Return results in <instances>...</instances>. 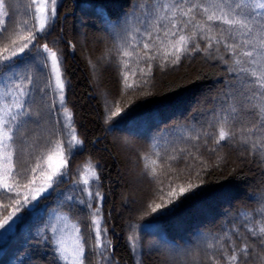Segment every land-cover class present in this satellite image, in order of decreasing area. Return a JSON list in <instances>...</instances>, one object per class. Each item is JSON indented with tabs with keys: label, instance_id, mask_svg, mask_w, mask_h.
Segmentation results:
<instances>
[{
	"label": "trees",
	"instance_id": "16d2710c",
	"mask_svg": "<svg viewBox=\"0 0 264 264\" xmlns=\"http://www.w3.org/2000/svg\"><path fill=\"white\" fill-rule=\"evenodd\" d=\"M9 2L12 19L6 20L5 24L11 23V27L7 34L9 38L0 39V58L10 55L14 47L11 40H18V35H27L24 21H29V25L32 23L31 0ZM129 4L130 0H59L54 29L46 39L37 41L39 45L47 43L49 47H53L52 41H57L55 47L63 51V71L67 81L65 103L72 113L77 138L83 142L82 150H77L71 157L65 147L69 175L58 191H66L77 182L84 186L80 174L89 163L95 166L99 191L104 199L99 203L93 201L92 209L77 206L73 212H79L83 217L100 208L102 228L107 229L110 253L116 264H137L138 261L156 264L153 257L156 251V255L169 261H179L177 264H226L220 245L227 248L229 240L238 247L249 244L248 264H264V247L259 244L264 234L253 236L243 227L245 224L255 225L257 230L264 227V223L257 220V216L264 215L260 213L261 206L250 199L264 193V148L258 147L253 154L242 143L239 132L237 139L216 145L213 136L218 138L219 126L210 127L207 116L214 107L212 101L226 91L223 82H232L227 71L229 65L219 59L207 58L203 52L182 57L178 65L160 67L157 60L153 61L146 86L127 88L122 76L123 49L117 47L118 41L111 26L104 23L102 14L118 25L121 15L129 10ZM77 9L79 19L83 12L87 13L83 14L86 20L81 22V34L75 32L73 25H77L73 20ZM116 31H119L118 27ZM79 37L86 39L83 48L78 45ZM5 47L10 50L8 53L4 52ZM19 55L27 63L19 65L18 70L24 73L31 67L35 75V62ZM135 81L136 77L130 75L128 82ZM3 88L4 81L0 77V91ZM193 101L195 105L187 107ZM252 104L259 106V101L253 100ZM39 106L37 96L34 108L38 110ZM117 109L119 114L113 116ZM240 120L243 127L251 118L242 115ZM55 127L48 119H39L38 123L28 126L27 144L30 147L20 163L27 168L34 167L36 157H46L49 141L64 142L63 134H54ZM115 128L131 129L134 138H127L133 143L138 142L141 148L128 149L127 158H124L107 133ZM194 131L211 135H201L199 140H193L190 136ZM256 137L257 142L264 145V132H257ZM173 156L177 158L171 159ZM153 160L155 164L151 163ZM134 171L145 181V189L137 192V203H131L127 194ZM34 175L38 185L42 179L39 170ZM8 183L14 188L19 185L21 198L28 192L24 187L27 180L17 178L14 182L9 179ZM189 183L196 187L174 200V210L166 215L160 214L166 209H158L157 213L151 211L156 204L165 203L172 188L178 190V186ZM92 184L93 179H89V185L84 187ZM15 196V191L0 189V220L6 214L5 207L11 211L12 201L8 197ZM242 211L250 215L245 218L240 215ZM55 214H67L62 200L55 194L44 200L37 212H23L22 220L0 240V264H52L53 244L47 237L52 236L50 226ZM88 219L90 222V215ZM180 220L186 224L176 226ZM69 221L76 223L71 217ZM38 228L44 237L39 242L34 238ZM216 237L221 238L219 243ZM130 238L138 240L142 255L132 251ZM151 242H157L155 245L160 248L156 247V251L148 248ZM209 243L214 247L208 248ZM227 253L231 255L230 248ZM56 264L62 262L57 260Z\"/></svg>",
	"mask_w": 264,
	"mask_h": 264
},
{
	"label": "snow or ice",
	"instance_id": "6c2138e0",
	"mask_svg": "<svg viewBox=\"0 0 264 264\" xmlns=\"http://www.w3.org/2000/svg\"><path fill=\"white\" fill-rule=\"evenodd\" d=\"M58 3L59 0H31L32 23L29 25V21H24L27 35H18L19 43L17 39L11 40L14 46L11 51L4 48V52L10 51V55L0 58V77L4 81L3 91H0V189L16 192L15 197H8L12 201L11 211L5 207L6 214L0 220V234L11 232L13 225L22 220L23 212H37L43 201L55 194L62 200L67 214L55 217L57 221H65L59 235L57 226H50L53 235L47 239L53 244L52 264H56L57 260L62 264H93V258L95 264H116L110 253L107 229L102 228L100 208L83 217L79 212H73L77 206L92 209L93 201L99 203L104 199L99 191L95 166L91 163L88 166L92 186L84 187L89 185L86 178L83 180L84 186L77 182L66 191H58L69 175L65 147L68 157H71L77 150H82L83 143L77 138L72 113L65 103L67 81L63 71V51L55 47L57 41H52L53 47L47 43L41 46L37 42L46 39L54 29ZM102 18L106 25L111 26L118 41L117 47L123 49L122 76L127 88L146 86L151 77L153 61L157 60L160 67L165 64L178 65L182 57L203 52L207 58L219 59L229 65L227 71L232 82H223L226 91L212 101L214 107L207 113L209 126H219L218 138L213 136V139L219 146L223 141L237 139L239 132L242 143L253 154L258 147L264 148L256 137L257 132H264V0H144L143 3L141 0H130L129 10L121 15L118 25L103 14ZM11 19L9 0H0V39L9 38L7 34L11 23L6 25L5 22ZM117 27L119 31H116ZM19 54L35 62V75L31 67L24 73L18 70L19 65L27 63ZM130 75L136 77L135 83L128 82ZM37 96L40 100L38 110L34 108ZM253 100H258L259 106L253 105ZM119 112L117 109L112 115L116 116ZM242 115L251 118L243 127L240 120ZM39 119L53 122L56 125L54 134H63L65 139L63 143L60 140L49 141L46 157H36L35 166L27 168L20 161L30 147L27 144L28 126L38 123ZM244 133H247L246 138ZM201 135L211 133L194 131L190 138L199 140ZM151 163L155 164L156 161ZM37 170L42 178L39 185H36L37 177L34 175ZM17 178L27 180L24 187L28 192L22 198L19 185L14 188L8 183L9 179L15 182ZM194 187L196 185L189 183L178 186V190L172 188L167 193L165 203L156 204L151 211L157 213L158 209H166L160 213L166 215L176 207L174 200ZM250 199L261 206L260 213L264 214V193ZM168 205L172 207L168 208ZM240 215L247 218L250 214L242 211ZM70 217L76 219V223L69 225L67 221ZM257 220L264 223V215L257 216ZM243 227L253 236L264 234V227L258 230L255 225L249 227L245 224ZM236 235L239 239L238 231ZM224 236L227 237L228 233L225 232ZM34 238L38 242L44 238L39 228ZM215 239L217 243L221 240L220 237ZM130 241L132 251L142 255L138 240L130 238ZM259 244L264 247V238L259 240ZM207 247L211 249L214 245L209 243ZM220 247L224 249L222 255L226 264H248V243L238 247L229 240L227 248L231 249V255H228L223 244ZM137 264L142 262L138 261Z\"/></svg>",
	"mask_w": 264,
	"mask_h": 264
},
{
	"label": "rangeland",
	"instance_id": "374dc122",
	"mask_svg": "<svg viewBox=\"0 0 264 264\" xmlns=\"http://www.w3.org/2000/svg\"><path fill=\"white\" fill-rule=\"evenodd\" d=\"M76 12H77L76 13V16L74 17L73 20H75V22H77V25H76V23L73 24V25H74L75 32L77 34H81V31L80 30H81V27L83 26V25L81 26V22H84V20H86V18L84 17L83 14L86 15L87 13L83 12V14L81 15V19H79V17L77 16V14L80 13L79 9H77ZM93 23L94 22H92V24ZM85 42H86V39L85 38L79 37V39H78V45H79L80 48H83V45L86 44ZM194 105L195 104H194V101H193L187 107H189V108L191 107L192 108ZM136 131L138 132V128H137ZM107 133L109 134L110 139L115 143V146L117 147V149H119L121 151V153L123 154V157L124 158H127V155H126L127 153L126 152H127L128 149L129 150L131 149V150L135 151V148H137V149L138 148H141L138 142L133 143L130 139H128L129 137H133L134 138V134L135 133L131 129L124 130L123 131V130H119L118 128H115V129H112L109 132L107 131ZM133 147H135V148H133ZM45 168H47V165L46 164H45ZM80 175H81V180L82 181L84 179H86V178L87 179H92L91 176H90V174H89L88 168H85L84 171ZM133 175H134V178L131 179L132 180L131 181V186H128L127 187V194H128L129 199L131 200L130 201L131 203H137L139 201V197H138L139 195H137V192L143 191L145 189V181L143 180V178L141 176H139L138 173L136 174L135 171H134ZM41 183H42V179H41V182L39 184H41ZM57 215L58 214L53 215V218H54V223L53 224H55L57 226V229H58L57 235H59V229L62 228V227H64L65 221H63V220L57 221L55 219V217ZM67 223L70 225L72 222H70L68 220ZM184 223L185 222H183L182 220H180V221H177L175 225L180 227V226H184L183 225ZM4 235L5 234H0V240H2V238L4 237ZM154 238H152L153 241L155 240ZM155 243H157V242H155ZM155 243L154 242L149 243L148 244V248L156 251L158 247L160 248V246L157 247L155 245ZM157 253L158 252L156 251L155 255L153 256L157 260L156 261V264H177L179 262L177 260L176 261H169L168 259H165V257H162L159 254L156 255Z\"/></svg>",
	"mask_w": 264,
	"mask_h": 264
}]
</instances>
